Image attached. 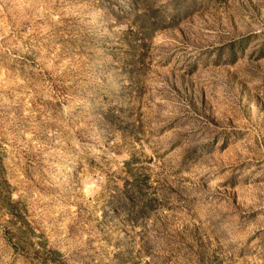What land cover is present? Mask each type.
<instances>
[{
	"label": "rangeland",
	"instance_id": "1",
	"mask_svg": "<svg viewBox=\"0 0 264 264\" xmlns=\"http://www.w3.org/2000/svg\"><path fill=\"white\" fill-rule=\"evenodd\" d=\"M0 264H264V0H0Z\"/></svg>",
	"mask_w": 264,
	"mask_h": 264
}]
</instances>
